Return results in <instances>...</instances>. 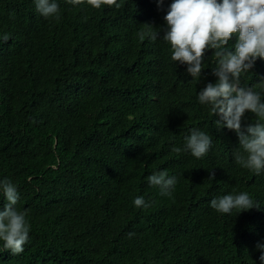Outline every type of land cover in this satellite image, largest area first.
<instances>
[{"label": "trees", "instance_id": "16d2710c", "mask_svg": "<svg viewBox=\"0 0 264 264\" xmlns=\"http://www.w3.org/2000/svg\"><path fill=\"white\" fill-rule=\"evenodd\" d=\"M117 2L58 0L56 20L34 0H0V179L17 185L31 225L24 251H4L0 264H261L264 173L235 162L236 134L218 130L197 99L216 81L213 50L192 80L168 43L137 35L145 23L162 29L172 0ZM260 77L257 59L242 84ZM256 119L246 112L244 123ZM192 129L212 137L201 159L172 151ZM165 169L177 177L170 195L147 180ZM234 190L260 209L210 207ZM137 196L148 207H136ZM6 203L0 196V210Z\"/></svg>", "mask_w": 264, "mask_h": 264}, {"label": "clouds", "instance_id": "9594fccd", "mask_svg": "<svg viewBox=\"0 0 264 264\" xmlns=\"http://www.w3.org/2000/svg\"><path fill=\"white\" fill-rule=\"evenodd\" d=\"M72 5L87 3L95 9L103 5L119 9L117 0H66ZM36 11L45 18L59 20L58 0H34ZM157 7L164 0H156ZM165 25L158 29L151 24L137 33L143 41L161 38L171 48V60L186 65V73L198 81L204 69V54L213 50L216 66L212 68L215 83H207L198 93L201 105H207L210 113L218 117L217 129L233 131L238 138L239 149L234 153L235 162L256 175L264 173V77L248 86L242 84V76L249 73L257 59L264 60V0H172L163 16ZM161 32L163 33L161 35ZM235 37V42L229 41ZM3 39L6 41L8 36ZM258 89V90H257ZM246 112L257 118L255 123H244ZM212 147V137L201 130L192 129L184 146L173 147L179 154L189 152L196 159L206 156ZM209 180L215 179L213 169L208 170ZM150 185L159 186L162 195H170L177 183L176 176L160 170L147 177ZM0 196L7 201L0 210V254L9 251L18 255L24 251L30 237L31 225L27 209L16 207L19 201L17 185L7 177L0 179ZM210 207L222 214L260 209L251 193L241 191L211 199ZM133 204L148 207L143 196H137ZM130 235H133L130 233ZM259 260L264 264V244L257 243Z\"/></svg>", "mask_w": 264, "mask_h": 264}]
</instances>
